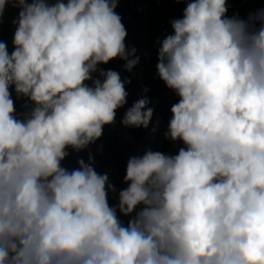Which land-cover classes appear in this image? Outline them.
Masks as SVG:
<instances>
[{
	"label": "clouds",
	"instance_id": "obj_1",
	"mask_svg": "<svg viewBox=\"0 0 264 264\" xmlns=\"http://www.w3.org/2000/svg\"><path fill=\"white\" fill-rule=\"evenodd\" d=\"M176 2L156 69L179 97L164 136L184 146L130 157L110 206L91 153L62 162L127 103L130 80L101 67L139 63L119 0H0V23L19 9L13 50L0 41V264H264V9L241 19L227 0ZM149 103L121 124L147 129Z\"/></svg>",
	"mask_w": 264,
	"mask_h": 264
},
{
	"label": "rangeland",
	"instance_id": "obj_2",
	"mask_svg": "<svg viewBox=\"0 0 264 264\" xmlns=\"http://www.w3.org/2000/svg\"><path fill=\"white\" fill-rule=\"evenodd\" d=\"M227 5L228 17L238 15L239 18L246 19L250 13L264 9V0H227ZM185 7V3H177L176 0H119L115 9L127 31L126 48H135V55L140 59L131 72L125 70V62L119 58L101 67L118 72L122 80H130V83L125 84L127 103L117 110L115 123L104 127L100 139L79 153L68 149L70 154L62 162L64 167L71 170L78 167L77 159L83 158L87 162L91 153L95 170L101 174L108 173L109 182L115 186L116 192H110L108 195L110 206L118 203L119 191L127 187L124 176L130 157L143 155L148 148L175 155L179 148L184 146L182 142H172L164 136L172 115L170 109L178 102L179 97L159 79L156 65L158 40L172 33L170 21L182 18ZM18 12V8L8 6L3 15V22L0 23V41L7 44L9 52L13 50L12 40L16 28L13 21L17 19ZM145 88L147 92L144 91ZM10 91L16 113L23 115L29 112L31 102L26 97L17 98L14 88ZM145 97L150 101L148 107L154 109L149 127L145 129L123 126L121 120L127 108ZM153 128H156L155 132ZM118 215L126 225L130 217L119 213Z\"/></svg>",
	"mask_w": 264,
	"mask_h": 264
}]
</instances>
